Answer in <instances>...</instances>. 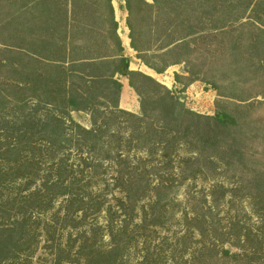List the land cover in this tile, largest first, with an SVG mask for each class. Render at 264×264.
<instances>
[{
    "label": "trees",
    "instance_id": "16d2710c",
    "mask_svg": "<svg viewBox=\"0 0 264 264\" xmlns=\"http://www.w3.org/2000/svg\"><path fill=\"white\" fill-rule=\"evenodd\" d=\"M152 1L125 0L130 46L146 67L160 75L192 65L189 38L197 34L190 83L204 79L220 97L228 94L219 76L264 86V0ZM118 30L113 0H0V221L7 223L0 264L33 255L35 239L51 242L64 230L72 264H132L138 251V264H264V163H248L251 214L222 208L230 191L216 184L210 206L181 216L169 208L177 180L151 165L158 157L174 168L186 145L193 155L180 161L179 182L196 179L192 169L204 174L202 163H222L226 140L243 124L220 101L215 116L192 112L174 91L131 70ZM148 31L163 47L140 45ZM186 72L196 76L193 65ZM117 76L139 96L141 115L121 107ZM262 89L238 99L264 98ZM72 112L89 114L91 128Z\"/></svg>",
    "mask_w": 264,
    "mask_h": 264
},
{
    "label": "rangeland",
    "instance_id": "374dc122",
    "mask_svg": "<svg viewBox=\"0 0 264 264\" xmlns=\"http://www.w3.org/2000/svg\"><path fill=\"white\" fill-rule=\"evenodd\" d=\"M149 3H153L152 0H146ZM114 10L121 16L127 24L128 13L125 10V0H114ZM119 11V12H118ZM116 16V14H115ZM118 22V21H117ZM119 24V23H118ZM128 28V27H127ZM129 30V29H128ZM157 32V31H156ZM130 31L128 32V35ZM158 32H149L144 37V42H141V37L137 35V40L140 41L141 46H147L152 49V51H157L160 47H163L164 43L157 39ZM193 43V48L195 50V54L193 56L192 65L194 66V71L196 72V76H190L186 70L192 68V65L188 63V65L180 64L170 67L163 74H157L153 70H148L139 59H137V52H135L131 46V50L124 46L125 55L132 59V63L130 65L133 71L141 70L152 76L155 80L163 84L165 82L167 88L174 91L175 96L181 102V105L186 109L195 112L197 114L203 116H215L217 113V104L220 101V105L224 107L232 116L236 117L243 126L235 131L227 140L226 144L229 146V151L227 156H223L222 163L216 162V165H205L202 163V167L204 170V174L198 173L199 167L196 166L192 169V171L196 172V179H190L189 181L180 184L179 180L184 174H182V167L185 168V165H180L182 159L192 156L193 154L189 151V147L183 145L179 149V158H176L171 164L174 168H168L166 162L160 163L159 158L156 157V160H153L151 165L160 167H167L165 171H163L160 175L164 176L165 179L173 178L177 181L175 183V188L170 195L172 199V203L169 205V208L173 209V211L178 212V216H181L182 212H191L197 211V207H208L211 205V197L209 196V191L213 185L219 184L223 185L230 192L228 193V197L222 201V208L225 210L230 209L231 211L243 210L245 213L251 214L253 205L250 200H248L245 194L248 196L252 193V187L250 183L246 182V177L248 179L252 178V174L249 173L250 168L248 163L250 160H257L259 162L264 163V98L262 96H258L252 100L247 102L240 101L238 98L240 96H247L248 94H253L256 91H262L264 88L263 85H259L256 89L252 90V83L250 81L253 79L252 77H239L237 75H223L219 77H223L220 83H223V90L228 94V97H220L217 91L213 90L211 85L205 83L202 79L201 81H195L190 83V80L193 78H197V34L189 38ZM199 41V40H198ZM200 42V41H199ZM131 44V40H130ZM113 51L114 49H110ZM102 53H107L108 49H101ZM142 67V68H141ZM141 69V70H140ZM175 74H178L182 77L178 81L175 80ZM117 78L121 81L124 86V90H128L132 96L134 104H136V114L141 115L140 110V98L135 93V91L129 86L128 80L121 76H117ZM249 80V81H248ZM249 83H243V82ZM240 82L238 86H232L231 83ZM243 84V85H242ZM184 90V92H182ZM248 91L247 95L245 91ZM243 91V93H242ZM126 101V98H125ZM124 101V102H125ZM126 104V102H125ZM122 108H127L125 107ZM72 117L82 126L87 129L91 128V117L89 114L84 112H72ZM206 123V122H205ZM203 125V124H202ZM203 127H198V130L202 131ZM230 162H234L233 165H227ZM162 167V168H163ZM247 167V168H246ZM191 171V169L189 170ZM187 172V174H191L193 172ZM160 175H153V179H159ZM243 184L241 190L236 189L239 185ZM239 196L234 203L228 202L232 196ZM169 197V198H170ZM207 200V203L204 202ZM256 219L252 220L250 223H254ZM175 223V222H174ZM7 223L0 221V234L4 226ZM174 225V224H173ZM176 226H173V229L170 233H167L168 245L172 243V232ZM38 232H43L42 230ZM63 237H56L53 241L48 242L47 238L44 236H39L35 239V243L33 246L34 254L29 256L26 254H21L20 257L16 259H12L10 261L3 262L2 264H58V252L59 249L64 250L63 262L61 264H72L68 261L67 258V248H68V233L66 230L62 231ZM159 241H157L158 243ZM167 250V254L171 251V247L165 246ZM141 245L139 246V249ZM227 249H230L233 253H237L239 250L237 248L227 245ZM141 260V253L138 251L132 256V264H138V261ZM223 262H217V264H222ZM229 264H236L234 261H231Z\"/></svg>",
    "mask_w": 264,
    "mask_h": 264
},
{
    "label": "crops",
    "instance_id": "0c3cea01",
    "mask_svg": "<svg viewBox=\"0 0 264 264\" xmlns=\"http://www.w3.org/2000/svg\"><path fill=\"white\" fill-rule=\"evenodd\" d=\"M113 6H114V0H113ZM115 7V6H114ZM115 9V8H114ZM116 11V10H115ZM119 12V11H118ZM116 14V20L118 21L119 23V30H118V34L122 40V43H123V47H127L129 50H131L130 48V39H129V35H128V28H127V24L124 20V17L123 19L121 18L120 20V17L121 16H118L120 15L118 13L117 15V12L115 13ZM142 67H146V66H142ZM141 67V68H142ZM131 68V67H130ZM148 68V67H147ZM132 70V69H131ZM141 70V69H140ZM150 70V69H148ZM142 71V70H141ZM143 72V71H142ZM144 73V72H143ZM163 84H165L166 86L168 84H166L165 82H163ZM169 86V85H168ZM131 93L127 90H124V86H123V89H122V93H121V101H120V105L121 107H125V105L127 106V108H123L129 112H132V113H135L136 114V104H134V101L132 99V96L130 95ZM125 98H126V101H125ZM126 104H125V102Z\"/></svg>",
    "mask_w": 264,
    "mask_h": 264
},
{
    "label": "water",
    "instance_id": "95a60500",
    "mask_svg": "<svg viewBox=\"0 0 264 264\" xmlns=\"http://www.w3.org/2000/svg\"><path fill=\"white\" fill-rule=\"evenodd\" d=\"M142 72V71H141ZM143 73V72H142ZM145 74V73H144ZM147 75V74H146ZM149 76V75H148ZM150 77H152V76H150ZM160 83V82H159ZM162 85H164V84H162ZM164 86H166V85H164ZM167 87V86H166Z\"/></svg>",
    "mask_w": 264,
    "mask_h": 264
},
{
    "label": "bare ground",
    "instance_id": "6f19581e",
    "mask_svg": "<svg viewBox=\"0 0 264 264\" xmlns=\"http://www.w3.org/2000/svg\"><path fill=\"white\" fill-rule=\"evenodd\" d=\"M165 85V84H164Z\"/></svg>",
    "mask_w": 264,
    "mask_h": 264
}]
</instances>
